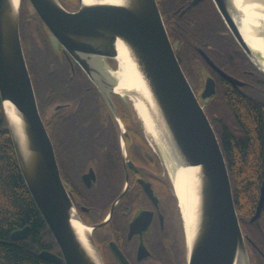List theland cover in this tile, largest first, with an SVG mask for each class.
I'll use <instances>...</instances> for the list:
<instances>
[{"label":"water","instance_id":"water-1","mask_svg":"<svg viewBox=\"0 0 264 264\" xmlns=\"http://www.w3.org/2000/svg\"><path fill=\"white\" fill-rule=\"evenodd\" d=\"M213 1L239 44L252 59H258L235 19L239 15L235 1ZM78 2L77 11L67 10L59 0H27V7L45 25L53 48L56 50L59 44L63 47L71 69L70 57L80 65L115 115L110 95L118 92L116 80L109 73L114 69L106 59L117 63V42L126 46L146 88L143 101L155 124L178 164L193 170L197 206L187 264H250L245 238L251 240L240 226L224 153L176 57L157 1ZM20 5L21 0H0V103L22 178L60 252L42 250L39 256L52 263L104 264L91 227L78 215L60 177L54 148L39 113L20 39ZM214 92V80L209 78L201 97L207 100ZM161 160L168 169L163 156ZM263 201L264 181L251 222L260 216ZM78 224L86 228L84 238ZM28 231V226L15 230L10 239H24Z\"/></svg>","mask_w":264,"mask_h":264},{"label":"flooded vegetation","instance_id":"flooded-vegetation-1","mask_svg":"<svg viewBox=\"0 0 264 264\" xmlns=\"http://www.w3.org/2000/svg\"><path fill=\"white\" fill-rule=\"evenodd\" d=\"M59 1L69 11L79 9L78 0ZM156 1L178 61L186 49L185 65L179 63L203 106H213L217 100L224 126L232 94L234 104L250 100L260 106L264 131V74L259 55L252 59L243 49L213 0H197L194 4L193 0H176L178 5L168 14L161 10L160 0ZM30 14L33 18L27 20L38 23L34 13ZM38 26V46L47 47L69 66L68 89H84L55 96L53 89H46L40 116L54 148L60 177L78 215L91 227L104 264H187L184 221L172 178L146 139L131 100L111 93L115 115L80 65L70 57L71 69L63 47L59 44L55 50L44 25ZM194 37H201V41ZM188 47L192 52L188 53ZM204 55L225 75L216 71ZM106 62L111 69L117 68L115 60ZM81 71L86 77L74 76ZM209 78L214 80L215 92L204 100L201 93ZM245 242L250 264L258 259L256 252L264 262V252L252 240L245 238Z\"/></svg>","mask_w":264,"mask_h":264},{"label":"trees","instance_id":"trees-1","mask_svg":"<svg viewBox=\"0 0 264 264\" xmlns=\"http://www.w3.org/2000/svg\"><path fill=\"white\" fill-rule=\"evenodd\" d=\"M19 11V33L23 52L35 92L37 106L42 115L44 92L53 89V95L61 93L75 94L83 90L69 87L71 76L66 61H59L47 47H39L37 41L38 23L43 24L37 13L32 19L25 7L27 0H21ZM163 13H170L178 5L176 0H160ZM44 25V24H43ZM44 29L45 25L43 26ZM47 30V29H46ZM203 31L202 26L197 33ZM200 35V34H199ZM194 39L198 42L201 37ZM187 41L184 40V45ZM192 52L188 47V53ZM177 55L179 57L178 51ZM186 49L181 52L179 61L185 65ZM187 62V61H186ZM74 76L86 77L81 72ZM88 85L89 80L85 78ZM229 111L225 116V125L221 124L218 101L204 107L215 133L221 140L224 158L231 182L234 205L243 233L264 252V205L260 216L250 221L255 212L261 184L264 181V131L260 106L250 100L234 104L233 94L229 100ZM237 108H236V107ZM239 115L236 116V113ZM29 227L25 239L12 241L13 231ZM41 250H49L60 255L59 248L47 228L40 212L35 206L19 170L11 144L8 129L0 103V264H64L52 263L39 256ZM261 252V253H263ZM253 259L254 264L264 262L260 252ZM260 259V260H259Z\"/></svg>","mask_w":264,"mask_h":264},{"label":"bare ground","instance_id":"bare-ground-1","mask_svg":"<svg viewBox=\"0 0 264 264\" xmlns=\"http://www.w3.org/2000/svg\"><path fill=\"white\" fill-rule=\"evenodd\" d=\"M83 1L87 4H94L112 3L114 0ZM234 1L237 9L235 10L239 13L235 19L239 23L240 31L252 51L259 55V63L264 69V0ZM117 52L116 60L118 66L114 70H109L110 75L116 80L115 90L126 95L131 100L137 115L141 119L145 135L161 150L178 197L188 247L191 241L197 206L195 180L191 174L193 170L180 166L178 161L175 160L168 142L165 140L162 131L155 124L149 109L143 101L147 94L146 88L129 56L126 46L120 41L117 42ZM78 229L83 236L82 238H84L86 228L78 224Z\"/></svg>","mask_w":264,"mask_h":264},{"label":"rangeland","instance_id":"rangeland-1","mask_svg":"<svg viewBox=\"0 0 264 264\" xmlns=\"http://www.w3.org/2000/svg\"><path fill=\"white\" fill-rule=\"evenodd\" d=\"M21 3H22V1H21ZM28 10H29V8L27 7V2H26V6H25ZM258 64V63H257ZM131 106V105H130ZM139 119V121L141 122V119L140 118H138ZM143 130H144V128H143ZM144 134H145V131H144ZM145 137H146V139L148 140V142L150 143V146L157 152V154L159 155V157L162 159V156H161V154H160V150H159V148H158V146H156L155 144H153V142L152 141H150L148 138H147V135H145ZM163 161V160H162ZM247 253H248V251H247ZM248 257H249V255H248ZM249 262H250V260H249Z\"/></svg>","mask_w":264,"mask_h":264}]
</instances>
